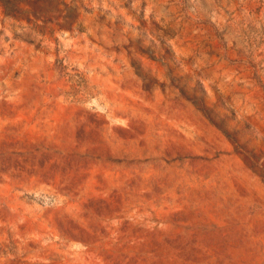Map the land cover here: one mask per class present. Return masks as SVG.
<instances>
[{"label":"rangeland","instance_id":"obj_1","mask_svg":"<svg viewBox=\"0 0 264 264\" xmlns=\"http://www.w3.org/2000/svg\"><path fill=\"white\" fill-rule=\"evenodd\" d=\"M0 264H264V0H0Z\"/></svg>","mask_w":264,"mask_h":264}]
</instances>
